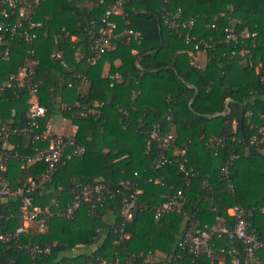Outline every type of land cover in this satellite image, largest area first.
<instances>
[{
    "label": "trees",
    "instance_id": "16d2710c",
    "mask_svg": "<svg viewBox=\"0 0 264 264\" xmlns=\"http://www.w3.org/2000/svg\"><path fill=\"white\" fill-rule=\"evenodd\" d=\"M114 1L48 0L33 16L43 27L33 31L38 37L31 45L8 34L0 40V127L30 123V92L9 79L36 59L34 82L42 83L38 100L46 113L34 133H45L51 120L63 114L75 125L77 143L84 148L82 154L64 158L44 188L31 195L34 204L44 208L56 201L64 207L75 190L87 185L103 184L112 193L102 203H84L70 221L53 219L44 234L31 228L22 236L21 246H49V253L31 258L14 243L0 248V264H101L117 258L119 264H194V256L179 247L191 222L179 214H168L160 222L155 219L179 191L187 198L184 212L202 229L212 226L217 216L231 227L234 219L228 212L235 205L254 208L252 222L264 240V144L251 145L264 114V46L253 50L252 57L232 58L233 48L218 45L216 51H201L206 56L194 66L199 62L194 47L164 22L167 13L196 19L194 34L208 39L222 37L226 27L241 19L250 31L264 36V0H126L123 14L112 18L117 24L114 50L92 66L90 25L100 23ZM212 25L220 31L214 32ZM129 31L140 33V38L135 40ZM66 33L69 38H59ZM72 36L77 40H70ZM57 51L63 57L56 61L52 56ZM80 74L89 78V85L78 90ZM117 74L122 76L120 81L111 78ZM77 102L81 109L93 112L81 116ZM171 124L176 146L167 152L166 165L155 171L153 163L161 149L151 134L155 127L166 133ZM100 128L113 137L105 149L96 146ZM213 138L226 139L218 151L210 146ZM47 148L34 134L0 141V151L18 153L25 160ZM184 150L192 177L179 168ZM232 154L238 158L230 168L234 185L230 191L221 168ZM48 169L45 162L27 166L11 160L5 176L18 188ZM136 172L142 176L143 193L134 218L125 222L120 215V183L136 179ZM154 177H163L164 185L146 182ZM0 216L4 218L0 231L14 232L23 226L19 200L0 199ZM214 243L213 258L199 264H231L229 251L244 263V245L239 240L223 237Z\"/></svg>",
    "mask_w": 264,
    "mask_h": 264
},
{
    "label": "built area",
    "instance_id": "2783aa9c",
    "mask_svg": "<svg viewBox=\"0 0 264 264\" xmlns=\"http://www.w3.org/2000/svg\"><path fill=\"white\" fill-rule=\"evenodd\" d=\"M48 0H0V17H3L5 21L0 22V40H5L7 34L11 37L18 36L25 40L26 43L32 44L38 35L34 30H40L43 25L41 22H34L33 16L36 14L38 8L42 3ZM126 0H115L102 17L100 23L92 21L91 29L89 30L90 48L92 55L88 58V62L95 66L103 57L110 51L114 50V41L117 37L116 29L117 24L112 18L115 15H122ZM165 24L184 39L186 45L194 47V50L198 53L201 51L207 52L208 50L216 51L218 45H223L232 49V58L237 55L245 57H252L253 50L257 47L264 46V36L259 31H250L245 27V23L241 19H237L233 25L226 27L223 31L222 37L216 38L210 36L208 39H204L199 35L194 34L197 20H183L180 13L165 14ZM211 29L218 33L219 27L212 25ZM129 35L134 37L135 40L140 38V33L129 31ZM215 33V34H216ZM69 38V34L66 33L64 37ZM72 41H76L77 38L72 36ZM130 40V39H129ZM8 53L5 54L4 59H7ZM54 60H60L63 57V52L57 51L53 53ZM39 64L38 60H31L29 65H26L20 69L18 74L10 77V82H16L19 86L26 87L30 92L28 100L29 111L28 118L30 123L25 127H13L10 125H3L0 127V141L8 143L14 136H29L34 134L36 140H41L48 144L47 150L40 151L34 157H30L27 160L22 158L18 153L11 151H0V199H16L21 203V212L23 215V226L19 227L16 231L3 232L0 231V248L8 247L12 244H16L18 247L24 248L31 258H36L43 254L49 253L51 248L49 246L42 247L38 244H28L21 246L22 236L27 235L29 228L36 229L38 234H44L48 224L53 219L72 220L77 212L80 210L84 203H102L106 197L111 195V191L103 184L87 185L81 187L79 190H75L73 193L72 201L66 206L62 207L58 202L53 201L51 205L47 207H39L34 204V199L31 196L34 192L44 188V186L50 181L51 175L61 163H63L65 157H70L71 154H82L84 148L77 143L76 131H73L70 135H57L51 133L49 126L45 133L35 134L34 130L38 127V119L45 116L46 108L43 107L38 100V91L41 89V82H34V75L36 66ZM194 66H199L198 63L193 62ZM262 65L259 66V70ZM79 86L78 90H81L89 85V78L86 75H77ZM113 80L120 81L122 76L117 74L111 77ZM264 81V79H263ZM12 83H9L11 85ZM76 107L81 109L80 104L77 102ZM79 113L83 117H87L89 113H92V109L87 107L81 109ZM249 117L253 116V112L247 113ZM170 120V117L168 118ZM175 126L170 125L169 131L161 134L160 127H155L151 136L157 140L161 153L154 160L153 167L155 171L161 170L168 162L167 152L173 150L175 144ZM226 139L213 138L210 142L211 148L218 151V149L225 145ZM263 145L264 144V114L261 115V123L257 127L255 134L252 136L251 145ZM186 150L180 153L183 160L179 161L180 170L185 173L186 177H192V171H188L186 168ZM237 155L232 154L225 165L221 168V175L227 182L230 191L234 190V185L230 180V168L233 166ZM11 160H19L27 166L33 165L38 162H45L49 165L48 172L38 179L29 180V183L18 188H13L10 182L7 180L5 173ZM136 179H127L120 183L122 186V208L120 211L121 217L128 222L134 218L135 211L139 206V196L142 195L143 190L140 187L142 176L136 172L134 174ZM147 183H154L157 185H164L163 177H154L146 181ZM187 202V198L182 191H179L174 197H170L167 202L157 211L155 219L160 222L168 214L183 215L185 221H190L191 225L185 230L182 239L179 242L180 249L194 256V264H199L201 260L212 259L216 253L215 250V238H235L244 245V263L243 264H264V240L259 239V235L256 227L254 226L252 219L254 217L255 209H246L241 205H235L229 210V215L234 219V224L228 226V221L222 219L220 216L216 217V222L205 229H202L199 225L193 221V219L184 212V205ZM264 211V209H263ZM3 216H0V225L3 222ZM129 238V236H126ZM81 247V245H77ZM231 258V264H240L239 258L236 256L235 251H229ZM120 258H117L115 262L103 261L101 264H119ZM219 264H226L225 261H220Z\"/></svg>",
    "mask_w": 264,
    "mask_h": 264
},
{
    "label": "crops",
    "instance_id": "0c3cea01",
    "mask_svg": "<svg viewBox=\"0 0 264 264\" xmlns=\"http://www.w3.org/2000/svg\"><path fill=\"white\" fill-rule=\"evenodd\" d=\"M205 56L206 55L203 52L198 53L197 59H199V62L198 60H196L195 62L200 64L201 63L200 61H202V58L204 59ZM116 64L118 65L119 61H117ZM109 65L110 63L107 62L105 66L106 72L109 70ZM56 119L59 121V123H57L55 129H53V123L55 122ZM48 126L51 129V133L57 135L67 136L70 135L73 131H76V127L73 124V122L67 117H65L63 114H60L59 116L52 119ZM111 141H113V137L107 132V130H105L104 128H100L96 135V146L98 148L105 149L106 145Z\"/></svg>",
    "mask_w": 264,
    "mask_h": 264
},
{
    "label": "water",
    "instance_id": "95a60500",
    "mask_svg": "<svg viewBox=\"0 0 264 264\" xmlns=\"http://www.w3.org/2000/svg\"><path fill=\"white\" fill-rule=\"evenodd\" d=\"M245 116H246V109L245 107H243V114H242V120L245 119ZM252 147V146H251ZM253 149V148H252Z\"/></svg>",
    "mask_w": 264,
    "mask_h": 264
},
{
    "label": "rangeland",
    "instance_id": "374dc122",
    "mask_svg": "<svg viewBox=\"0 0 264 264\" xmlns=\"http://www.w3.org/2000/svg\"><path fill=\"white\" fill-rule=\"evenodd\" d=\"M56 120H57V119H56ZM56 120H55V122L53 123V129H55V126L57 125V123H59V121H58V120L56 121ZM30 229H31V228L28 229L27 233H29V230H30Z\"/></svg>",
    "mask_w": 264,
    "mask_h": 264
}]
</instances>
